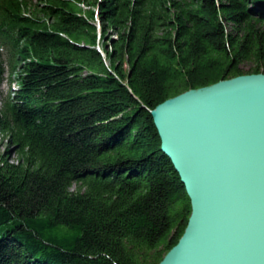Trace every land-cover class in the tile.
<instances>
[{
	"label": "trees",
	"instance_id": "16d2710c",
	"mask_svg": "<svg viewBox=\"0 0 264 264\" xmlns=\"http://www.w3.org/2000/svg\"><path fill=\"white\" fill-rule=\"evenodd\" d=\"M0 46V264H159L191 207L150 111L264 74V0H0Z\"/></svg>",
	"mask_w": 264,
	"mask_h": 264
},
{
	"label": "water",
	"instance_id": "95a60500",
	"mask_svg": "<svg viewBox=\"0 0 264 264\" xmlns=\"http://www.w3.org/2000/svg\"><path fill=\"white\" fill-rule=\"evenodd\" d=\"M150 115L191 207L159 264H264V74L185 91Z\"/></svg>",
	"mask_w": 264,
	"mask_h": 264
},
{
	"label": "rangeland",
	"instance_id": "374dc122",
	"mask_svg": "<svg viewBox=\"0 0 264 264\" xmlns=\"http://www.w3.org/2000/svg\"><path fill=\"white\" fill-rule=\"evenodd\" d=\"M6 56L4 49L0 46V107L2 104L10 100L14 96V91L17 89V84L15 83L13 76L8 73L6 65ZM242 69L246 71L249 68V64L245 63L241 65ZM244 75V74H243ZM0 150L8 151V156L11 160H15L16 151L14 146H12L6 136L0 132ZM72 190L76 189V185L71 187Z\"/></svg>",
	"mask_w": 264,
	"mask_h": 264
},
{
	"label": "bare ground",
	"instance_id": "6f19581e",
	"mask_svg": "<svg viewBox=\"0 0 264 264\" xmlns=\"http://www.w3.org/2000/svg\"><path fill=\"white\" fill-rule=\"evenodd\" d=\"M98 49H99V46H98ZM100 50V49H99ZM103 55V52L101 53Z\"/></svg>",
	"mask_w": 264,
	"mask_h": 264
}]
</instances>
